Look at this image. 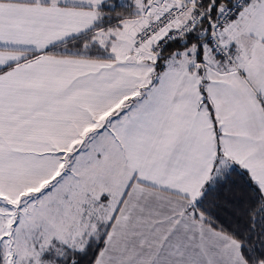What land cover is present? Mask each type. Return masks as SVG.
Instances as JSON below:
<instances>
[{
  "label": "snow or ice",
  "instance_id": "snow-or-ice-1",
  "mask_svg": "<svg viewBox=\"0 0 264 264\" xmlns=\"http://www.w3.org/2000/svg\"><path fill=\"white\" fill-rule=\"evenodd\" d=\"M0 264H264V0H0Z\"/></svg>",
  "mask_w": 264,
  "mask_h": 264
}]
</instances>
